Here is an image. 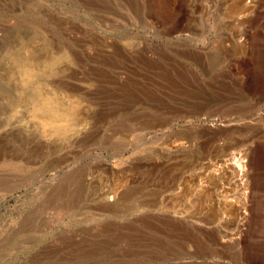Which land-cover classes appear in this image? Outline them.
<instances>
[{"label":"rangeland","instance_id":"obj_1","mask_svg":"<svg viewBox=\"0 0 264 264\" xmlns=\"http://www.w3.org/2000/svg\"><path fill=\"white\" fill-rule=\"evenodd\" d=\"M0 264H264V0H0Z\"/></svg>","mask_w":264,"mask_h":264},{"label":"bare ground","instance_id":"obj_2","mask_svg":"<svg viewBox=\"0 0 264 264\" xmlns=\"http://www.w3.org/2000/svg\"><path fill=\"white\" fill-rule=\"evenodd\" d=\"M218 167H219V169L221 168L223 170L224 169L230 170L231 172H233L234 174H236L238 176L237 180H240V183H242L245 166H244L243 161L241 160L240 157H238V159L235 160L234 162L227 160L226 162L220 163ZM215 168H217V166ZM219 169L217 168V170H219Z\"/></svg>","mask_w":264,"mask_h":264}]
</instances>
